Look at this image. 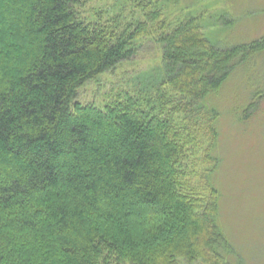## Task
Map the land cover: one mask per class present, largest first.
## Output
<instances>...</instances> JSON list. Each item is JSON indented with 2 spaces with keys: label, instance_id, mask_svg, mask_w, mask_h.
<instances>
[{
  "label": "trees",
  "instance_id": "16d2710c",
  "mask_svg": "<svg viewBox=\"0 0 264 264\" xmlns=\"http://www.w3.org/2000/svg\"><path fill=\"white\" fill-rule=\"evenodd\" d=\"M84 2L0 0V264L224 262L217 189L195 184L197 166L207 175L217 159L190 151L186 162L188 141L214 148L208 101L264 35L218 46L201 15L169 20L157 0H138L141 19L111 21L87 17ZM155 23L159 65L132 94L75 102Z\"/></svg>",
  "mask_w": 264,
  "mask_h": 264
},
{
  "label": "rangeland",
  "instance_id": "374dc122",
  "mask_svg": "<svg viewBox=\"0 0 264 264\" xmlns=\"http://www.w3.org/2000/svg\"><path fill=\"white\" fill-rule=\"evenodd\" d=\"M160 5L169 20L201 15L203 31L216 38L218 46L249 44L264 35V0H179ZM81 12L89 18L100 13L101 21H111L117 13L122 20H137L143 13L138 0H85ZM152 31L140 38L131 59L81 86L75 102L101 107L119 94H132L136 76L159 65L157 23ZM208 104L217 111L216 143L211 150L205 140L194 142L192 137L186 162L191 161L190 151L199 162L207 152L217 159L216 169L207 175L202 165L197 166L200 178L195 184L210 179L218 192L217 222L231 248L218 264H264V47L233 69Z\"/></svg>",
  "mask_w": 264,
  "mask_h": 264
}]
</instances>
